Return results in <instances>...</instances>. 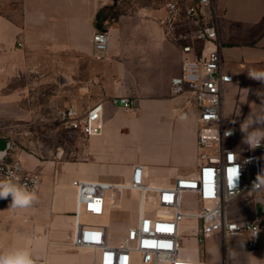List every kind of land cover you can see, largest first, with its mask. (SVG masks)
Returning <instances> with one entry per match:
<instances>
[{
    "label": "crops",
    "instance_id": "1",
    "mask_svg": "<svg viewBox=\"0 0 264 264\" xmlns=\"http://www.w3.org/2000/svg\"><path fill=\"white\" fill-rule=\"evenodd\" d=\"M121 1H0V123L28 116L25 107L31 97L25 95L31 91H43L44 103L50 106L103 104V130L86 139L80 159L62 162L56 171L53 161L38 169L42 182L35 192L36 201L48 203L49 213L55 214L50 224L65 213L64 187L69 190L68 200L75 211L74 178L124 183L127 181H113L108 171L118 163L124 164L130 179L133 166L142 164L150 186L159 188L199 169L198 107L187 102V94H174L171 89V79L181 73L182 52L166 39L158 21L166 14V0H127V9L121 7ZM216 2L222 64L234 76V81L227 84L231 102L226 104V114L222 113L227 121L235 119L239 128L261 103L256 91L264 90V84L248 76L252 69L264 70V0ZM98 30L108 31L107 59L98 58L93 47L92 36ZM134 95L139 97L137 109L118 107L113 102L114 98ZM133 110L147 140L154 133L164 140L160 151L144 153L131 161L124 153V131ZM241 140L240 132L235 145L244 150L246 144ZM62 153L60 149L58 156ZM20 158L26 168L37 169V158ZM262 158L264 167V151ZM90 168L99 172L89 175ZM62 173L72 175L68 183L60 180ZM247 203L254 204L255 199L249 198ZM47 225L42 223L38 229ZM71 242L72 237L68 245L73 247ZM248 253L253 263L259 264L258 257L264 259V238L261 247Z\"/></svg>",
    "mask_w": 264,
    "mask_h": 264
},
{
    "label": "built area",
    "instance_id": "2",
    "mask_svg": "<svg viewBox=\"0 0 264 264\" xmlns=\"http://www.w3.org/2000/svg\"><path fill=\"white\" fill-rule=\"evenodd\" d=\"M153 1V0H151ZM166 14L158 19L167 39L177 44L182 52L181 73L171 79L174 94H187V102L198 107L197 145L199 169L195 174L177 177L167 187H151L146 184V169L135 164L128 184L95 179L74 178L76 219L73 248L90 247L93 264H173L185 256L182 245V223L185 218L195 219L197 224L190 235L198 243L218 233L223 248L228 239L245 237L248 250L261 247L264 238V147L243 150L236 147L237 127L235 119L225 121L222 113L224 87L234 81L226 71L221 58L219 37L220 13L216 0H166ZM98 58H108L109 35L98 30L92 36ZM115 104L137 109L139 97L120 96ZM102 102L79 107L65 105L57 109V119L67 130L87 139L98 135L104 127ZM229 130H234L227 135ZM0 138H9L10 145L0 157V178H10L17 184L27 185L36 192L42 182L40 170L24 166L16 150L15 139L0 127ZM260 179H257V177ZM137 189L146 195L154 193L151 200L157 208L168 209L171 216L147 215L145 210L136 222L128 226L122 242H110L108 225L82 222V214L102 217L115 208L124 190ZM184 193L196 195L197 210H182ZM249 198L261 203L258 212L235 217L228 212L234 200ZM11 200V197L8 198ZM257 232L256 235L254 233ZM196 264H208L206 260L191 256ZM37 264H48L39 261Z\"/></svg>",
    "mask_w": 264,
    "mask_h": 264
},
{
    "label": "rangeland",
    "instance_id": "3",
    "mask_svg": "<svg viewBox=\"0 0 264 264\" xmlns=\"http://www.w3.org/2000/svg\"><path fill=\"white\" fill-rule=\"evenodd\" d=\"M127 2V0H122L121 7H124ZM127 8L124 7V9ZM6 9L10 10L9 7ZM9 91L12 92V90ZM31 93L25 95V97H31V102L25 107L28 113L25 119L19 121L9 120L0 123L5 133L15 139L19 157L20 155H27L37 158L39 160L37 169L41 170L48 162L53 161L55 171L62 162L80 159L79 153L86 139L65 129L59 123L57 109L62 106L46 105L44 103L46 94L43 91H31ZM34 101L35 104H33ZM230 102L231 93L226 85L224 87L222 103V110L225 114L226 104H230ZM117 105L118 107H122L119 104ZM133 111L128 112V116L131 119L125 126L126 131H124L127 138L124 143V153L131 161L136 160L144 153L160 151L164 140L161 134L156 133L153 134L150 140H147L145 133L140 129L138 120L135 119L137 112ZM225 114L223 116L225 121H227L228 117ZM236 127L237 135L235 141L238 142L240 131L237 125ZM60 149L63 150V153L59 157L58 152ZM115 166L117 167L113 171L107 169L109 170V175H112L110 178L113 181L128 182L126 165L118 163ZM98 172L99 170L90 168L89 175ZM71 177L70 173H62L60 180L62 183H68ZM93 179L101 180L99 178ZM145 182L148 185L152 184L149 179H145ZM68 192V188L64 187L63 207L65 213L63 218L58 219L57 222L52 224H50V221L55 217V214L49 213L48 203L44 201H34L29 207L25 208H9L11 200L0 199V252L25 248L30 251L37 263L39 261H46L48 264H93V253L90 250L76 249L68 245L73 235L74 217L72 213L74 205L68 200ZM154 196L152 192L147 194V202L144 203L146 214L171 216L170 210L157 208L153 204L151 200ZM182 201L183 211L194 212L197 210L198 204L195 194L184 193ZM253 205L246 204L242 198H238L229 204L228 212L238 218L247 217L253 214ZM256 207L258 212H260L261 203L256 202ZM139 210V191L124 190L120 206L110 209L102 217H94L83 213L81 221L108 225L110 242L120 243L126 235L128 226L136 222ZM42 223L48 225L43 229H38ZM196 224L197 221L191 218H185L182 223V245L186 247L185 254L203 258L208 264H223V262L226 264H254L246 248L245 237L228 239L225 249L218 233H214L202 243H198L196 239L189 236ZM257 262L263 264L264 259L262 255L258 257Z\"/></svg>",
    "mask_w": 264,
    "mask_h": 264
},
{
    "label": "clouds",
    "instance_id": "4",
    "mask_svg": "<svg viewBox=\"0 0 264 264\" xmlns=\"http://www.w3.org/2000/svg\"><path fill=\"white\" fill-rule=\"evenodd\" d=\"M248 76L250 79L264 84V70L252 69L248 72ZM255 94L261 103L257 105V111H250L239 126L242 134L241 143L246 144L249 150L264 147V90H257ZM233 131L229 130L226 134L230 135ZM257 179L260 177L258 176ZM9 197H11L9 208L29 207L37 200L36 193L30 191L27 185L17 184L10 178H0V199H8ZM0 264H37V261L29 250L18 248L0 252ZM173 264H196V261L190 255L185 254L182 259L177 258Z\"/></svg>",
    "mask_w": 264,
    "mask_h": 264
},
{
    "label": "bare ground",
    "instance_id": "5",
    "mask_svg": "<svg viewBox=\"0 0 264 264\" xmlns=\"http://www.w3.org/2000/svg\"><path fill=\"white\" fill-rule=\"evenodd\" d=\"M128 182H124V184H128ZM158 188V187H157ZM132 190H136L138 191L137 189H132ZM124 192V191H123ZM140 193V210H139V214H141V212L144 210V203H143V197H142V193L139 191ZM122 196H123V193L119 196L115 206H120L121 205V202H122ZM147 197V195H146ZM139 216V215H138ZM75 222H76V219L74 217V229H75ZM74 229H73V235H74ZM73 235H72V240H73ZM72 243V242H71ZM80 249H84V250H90L92 253H93V250L90 248V247H80Z\"/></svg>",
    "mask_w": 264,
    "mask_h": 264
},
{
    "label": "water",
    "instance_id": "6",
    "mask_svg": "<svg viewBox=\"0 0 264 264\" xmlns=\"http://www.w3.org/2000/svg\"><path fill=\"white\" fill-rule=\"evenodd\" d=\"M10 139L9 138H0V157H3L9 148Z\"/></svg>",
    "mask_w": 264,
    "mask_h": 264
}]
</instances>
